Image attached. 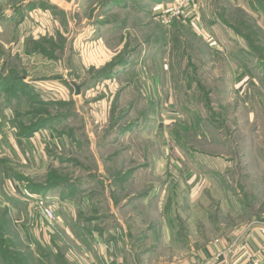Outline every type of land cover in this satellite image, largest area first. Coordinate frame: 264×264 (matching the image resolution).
<instances>
[{
	"label": "rangeland",
	"instance_id": "374dc122",
	"mask_svg": "<svg viewBox=\"0 0 264 264\" xmlns=\"http://www.w3.org/2000/svg\"><path fill=\"white\" fill-rule=\"evenodd\" d=\"M213 3L0 0V130L35 140L26 161L3 151L0 182L13 177L6 166L32 192L56 187L45 190L51 203L27 197L10 216L0 186V235L16 240L11 255L34 259L9 262L0 248V264H43L49 248L22 241L43 239L31 222L45 223L64 252L76 224L137 215L140 229L162 228L143 245L147 264L168 259L175 245L193 256L179 231L202 250L233 240L237 227L264 224V18L249 23L243 11ZM9 19L17 20L11 31Z\"/></svg>",
	"mask_w": 264,
	"mask_h": 264
},
{
	"label": "crops",
	"instance_id": "0c3cea01",
	"mask_svg": "<svg viewBox=\"0 0 264 264\" xmlns=\"http://www.w3.org/2000/svg\"><path fill=\"white\" fill-rule=\"evenodd\" d=\"M206 4L205 6H211L213 5L217 7L222 6H228L230 8H235V14L241 15L242 11L244 14L249 17L248 22H252L257 20L258 18L255 17H261L264 18V0H223L226 1L224 4L221 2V0H205ZM209 1V2H207ZM256 14V15H255ZM255 17H254V16ZM1 16V14H0ZM227 15L225 13L219 14V18L221 17L222 22H225L224 19ZM254 18V19H253ZM27 20V18L25 19ZM234 21L238 24L243 23L247 21V19L244 18H237L234 19ZM8 22L9 31H11L10 27H14L17 20L15 19H9L6 20ZM256 22V21H255ZM26 27L23 25L22 27ZM256 27V26H255ZM4 26H0V31H4ZM236 31V30H235ZM258 34H261L259 30H256ZM26 37V36H25ZM102 38V37H100ZM28 82V81H27ZM32 84V83H31ZM1 129V128H0ZM35 141V140H34ZM32 140H26L24 138H21L15 134L13 129H4V131L1 132L0 130V161H3L8 156H4L5 154H2L3 151L7 150L8 147L13 149L15 152V155H19L21 159L25 160L24 157H29L31 159L30 154L27 152V148L31 147ZM21 146V147H20ZM18 153V154H17ZM10 159V157H9ZM26 161V160H25ZM27 165L28 162H26ZM4 171L7 173V175L12 174V178L9 176V178H6L2 182H0V186L2 185V189L4 193L6 194V197H4V206H8V213L10 216L12 215H20L18 208H16L15 204L28 201L32 197V199H42L46 203H51L52 194L46 193V192H36L31 189L26 188L25 184L23 183L21 177H16L15 173L12 172L11 168L4 167ZM25 183H28V181H24ZM31 190V191H30ZM55 190V189H52ZM2 191V192H3ZM32 195V196H31ZM30 197V198H27ZM136 199H143V196H140ZM18 201V202H17ZM14 202V203H13ZM123 203V202H122ZM70 209V208H65ZM124 209V206H120L118 208L119 212H116V214L122 217V212ZM72 212L76 210L75 208L71 209ZM79 211V210H78ZM77 211V212H78ZM124 211H127L124 210ZM71 212V213H72ZM128 212V211H127ZM129 213V212H128ZM101 215V214H100ZM128 215V214H127ZM110 214H107L102 217L109 218ZM99 217V216H98ZM176 219L169 220V223L172 224V228L174 230H177V227L175 228V224L177 225V215H175ZM137 215L134 216L133 214H129L128 218H123V220H120V222L114 226L111 224L103 223L99 225V219L95 217L94 223H87L85 225H75V229H72V240H67V243H72V249L71 251H62L60 244H56V242L51 241L48 231H50V228L45 223H32L31 226L32 229L37 233L43 235V239L41 238L39 243H33L31 239L28 237L22 238V241L24 243V246H27L28 248L33 247H43L48 250V253L41 255L39 259L43 261L44 257H49L46 259V261H52L56 260V255L62 254L63 259L65 263L67 264H84L80 258L82 254H85L87 257H90V263L91 264H147V260L144 257V254L146 253L143 250V245L146 243L150 237L154 235L157 236L160 229V225L158 227L156 226H149L148 228L144 229L141 226V229L139 228L137 224ZM175 222V223H174ZM36 224V225H35ZM163 230L166 228V223H161ZM14 230L18 231L20 228L18 225H16L15 222L11 225ZM56 226L63 228L64 226L60 223H58ZM168 226V225H167ZM22 230H29V225L22 224L21 225ZM83 231V235H77L78 231ZM20 231V230H19ZM188 229H185L184 235H182V231H179L177 234L180 235V238L182 240L181 244L183 246L187 247L189 246L191 252L190 254L193 255L191 258L188 257H182L179 256L175 250L171 251V254L168 255V259H163L157 261V263L153 262L152 264H191L195 262L196 260L206 261L211 259L212 257L216 256L219 253H222V257L217 260L216 264H251V259L249 258V253L260 255V257L264 258V224L260 225H246L245 227H237L235 229V238H230L226 242H220L215 241L211 242L209 244H205L203 246L202 250H196L198 246L197 243H200V240H192L189 235L187 234ZM177 234L173 236L174 240L177 239ZM21 235V234H20ZM178 235V237H179ZM157 238V237H155ZM179 238V239H180ZM160 239V238H159ZM230 240V241H229ZM188 241V242H187ZM12 246H15L16 240L10 241ZM225 243V244H224ZM172 244L174 242L172 241ZM179 246V245H178ZM180 248V246H179ZM178 248V249H179ZM201 251V252H200ZM255 252V253H254ZM32 252L30 251L29 254ZM130 254L133 256V261H129ZM32 255V254H31ZM80 257V258H79ZM88 257V258H89ZM50 259V260H49ZM197 261V262H198ZM152 262V261H151Z\"/></svg>",
	"mask_w": 264,
	"mask_h": 264
},
{
	"label": "trees",
	"instance_id": "16d2710c",
	"mask_svg": "<svg viewBox=\"0 0 264 264\" xmlns=\"http://www.w3.org/2000/svg\"><path fill=\"white\" fill-rule=\"evenodd\" d=\"M248 30H249V33L251 35H254L255 37L258 35V32L255 30L254 26H251V25L249 26L248 25ZM245 38L250 39L251 37L250 36H247V37L245 36ZM249 45H250V47L253 50L257 49L256 48V44L253 43L252 41L249 42ZM1 84L2 83L0 82V91H1L2 86H3ZM0 95H1V93H0ZM34 132H35V129L34 130L32 129L30 134H33ZM61 183H63V180L61 181ZM30 189H32V187H30ZM50 189H56V187H53V186H49L48 188L47 187H43L42 189H40L39 191H36V192H46L45 190H50ZM1 229L2 228L0 227V230ZM2 235H0V248H1V251L3 253V256L4 257H8L9 262H16V261L20 260L23 263H30V262L34 261V259L31 256L30 257L27 256V259H26V258L22 257L21 255L17 254V252L15 254L11 255L12 253L9 252V245L12 244V243L11 242H7L5 236H2ZM54 257H56L55 262H58V264H67V263H65L61 253L56 255V256H54ZM47 258H49V257H46V259ZM46 259L44 257L43 261L40 259V262H42L43 264H51L52 263V261H46Z\"/></svg>",
	"mask_w": 264,
	"mask_h": 264
},
{
	"label": "built area",
	"instance_id": "2783aa9c",
	"mask_svg": "<svg viewBox=\"0 0 264 264\" xmlns=\"http://www.w3.org/2000/svg\"><path fill=\"white\" fill-rule=\"evenodd\" d=\"M189 1L190 0H183V4H186ZM179 13H181V9L179 10ZM42 213L46 218L53 219L55 217L54 212L48 208L44 209ZM222 255H223L222 253H219L216 256L212 257L211 259L203 261V262H199L197 264H216L217 260L220 259ZM248 256L251 259V264H258L261 261L260 256H258L257 254L249 253Z\"/></svg>",
	"mask_w": 264,
	"mask_h": 264
},
{
	"label": "water",
	"instance_id": "95a60500",
	"mask_svg": "<svg viewBox=\"0 0 264 264\" xmlns=\"http://www.w3.org/2000/svg\"><path fill=\"white\" fill-rule=\"evenodd\" d=\"M75 88H76V93L79 94L80 93V87L76 85Z\"/></svg>",
	"mask_w": 264,
	"mask_h": 264
}]
</instances>
